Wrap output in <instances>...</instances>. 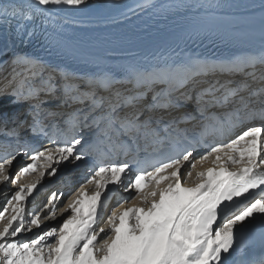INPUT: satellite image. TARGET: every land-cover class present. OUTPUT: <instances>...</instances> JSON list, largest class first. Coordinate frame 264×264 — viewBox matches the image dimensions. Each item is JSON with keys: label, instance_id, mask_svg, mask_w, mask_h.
I'll return each instance as SVG.
<instances>
[{"label": "snow or ice", "instance_id": "6c2138e0", "mask_svg": "<svg viewBox=\"0 0 264 264\" xmlns=\"http://www.w3.org/2000/svg\"><path fill=\"white\" fill-rule=\"evenodd\" d=\"M85 3L0 0V182L18 186L0 211V264H264V255L248 254L244 231L254 214L264 218V46L195 51L214 33L194 25L179 53L154 63L90 55L59 38L52 16ZM148 7L151 0L135 5ZM171 7L205 9L199 17L210 25L207 10L219 5ZM24 130L50 146L22 143ZM21 154L30 162L13 176ZM85 157L93 160L85 183L59 212L63 191L27 209L45 176ZM114 189L128 195L105 217ZM256 190L259 198L229 211ZM34 228V238L21 239Z\"/></svg>", "mask_w": 264, "mask_h": 264}, {"label": "bare ground", "instance_id": "6f19581e", "mask_svg": "<svg viewBox=\"0 0 264 264\" xmlns=\"http://www.w3.org/2000/svg\"><path fill=\"white\" fill-rule=\"evenodd\" d=\"M86 1L89 3L94 2V0ZM98 1L102 12L92 14L82 10L83 6H79L78 8L65 7L64 9H52V16L56 17L54 24L57 26L54 31H56L59 38L68 47L90 55L108 56L113 59L132 58L139 60L144 57L148 59L149 64L160 60L161 57L167 58L172 55L173 51L179 53L184 48V44L186 43V30L190 26L195 25V23L184 25L180 23L190 18H202L199 17V13L205 11V9H197L195 11L191 9L177 10L171 7L177 3L197 4L201 2H210L219 5L218 8L207 10L214 13V18L210 23L213 25L211 28L214 34L211 36V40L214 41L215 47L208 50L210 54H221L230 51L236 52L239 45L236 40L237 36H242L243 41L240 43L253 45L257 39H259L260 35H264V27L262 28L264 21L259 18L252 19L264 11L261 8V5L264 4V0H151L155 7H148L144 10L135 8L136 4L133 3H135L136 0ZM142 2L143 0L138 4ZM129 8H132L133 11H128ZM49 19H51V17ZM251 22H256L255 25L251 26L254 31L247 27ZM47 27L53 30L52 24L47 25ZM0 37H5L2 26H0ZM133 41L141 45L148 44L137 49L121 52L105 48L108 45ZM2 43L3 41H0V44ZM189 47H192V45L189 44ZM201 49V47H197L193 50L201 51ZM33 50L32 47L24 49V51L29 52ZM4 110L8 112L12 111V108L7 106L6 100L4 101ZM13 127L14 125L11 123L8 124V129ZM1 133H3V137L5 130ZM31 142L33 141L31 140ZM34 145L35 144H32V146ZM48 146H50L48 142L43 143V141H40L37 148L43 150V148ZM30 154L31 153H29V155ZM202 154V152L201 154L196 153L197 157ZM88 159H90V157H85L82 162H76L74 164L65 162L59 165L57 174L63 173L61 175L62 179L57 180L53 184V190L64 192L65 188H62L64 183L63 178L67 176L71 177V173L75 176L76 180H85L83 178L84 173L92 164ZM27 162L30 161L25 158L24 162H20L21 164L18 167H14V175L18 172L19 168ZM36 175L37 174L34 173L27 178L30 177L31 180H33ZM47 178L50 177L47 176ZM47 178L44 180L45 183L49 180ZM17 187V185L11 183L5 185L3 182H0V195H2L6 201ZM109 187L111 188L112 186ZM48 188L49 187L42 185L40 191H36V196L34 195L33 198L26 203L27 209L32 210L31 206L39 205L43 201V195H45ZM114 190H118V192L110 196L106 211H109L111 207L114 209L118 206L117 195H128L127 193H122L119 189ZM256 215L257 214H254V217ZM252 219L254 218H250V221ZM248 223L247 221L245 222V227ZM55 226L56 225L46 224L43 230H48ZM36 231L37 230H33L32 233H26L21 239L32 238Z\"/></svg>", "mask_w": 264, "mask_h": 264}, {"label": "rangeland", "instance_id": "374dc122", "mask_svg": "<svg viewBox=\"0 0 264 264\" xmlns=\"http://www.w3.org/2000/svg\"><path fill=\"white\" fill-rule=\"evenodd\" d=\"M141 1V0H140ZM139 0L137 1H135V3H133V4H138L139 2H140ZM99 1L98 0H94V2L93 3H89V2H87L86 1V3L83 5V7H82V10H84L86 13H97V12H102V10L100 9V3H98ZM21 158L23 159L24 157H23V155L21 156ZM17 159L16 161H15V165H14V167H18L21 163L20 162H24V160H22V159ZM14 171L15 170H10V173L13 175V176H15L14 175ZM34 174V173H33ZM63 173H59V174H57L54 178L53 177H50V178H47V176H45L43 179H42V181H41V184H40V186H42V185H44L45 187H49L48 188V190H47V192L45 193V195H43L44 196V198H43V201L39 204V205H34V206H31L32 208L31 209H33V207H35V210L36 211H40L41 210V208H43V205L45 204V203H47V201H48V198H50L51 197V195H52V193H53V184L57 181V180H60V179H62V175ZM70 176L71 177H69V176H67V177H64L63 179V187L62 188H65V191H64V193H65V195L62 197V198H58V200H57V207L60 209V208H62L63 206H64V203H66V201H67V197H68V195L70 194V193H73V192H75L77 189H79V187L82 185V184H84L85 183V180H80V179H77L76 180V178H75V176H73V174L71 173L70 174ZM72 176H73V178H72ZM69 177V178H68ZM30 178V177H29ZM29 178H25V179H27L28 181H31V178L29 179ZM49 179V180H47V182L45 183V179ZM73 181V182H72ZM10 184V183H9ZM48 184V185H47ZM6 185V184H5ZM67 189V190H66ZM54 192H57L58 194H59V192L58 191H54ZM36 192H34V195L36 196V194H35ZM11 196V195H10ZM10 196H9V198H10ZM59 196V195H58ZM8 198V199H9ZM7 199V200H8ZM7 200L5 201L4 200V198H3V196L2 195H0V211H2L3 210V207H4V205L6 204V202H7ZM39 206V207H38ZM57 208V212H59V209ZM112 208L113 207H111L110 209H109V211L107 210L106 211V213H105V217L107 216V214H110V211L112 210ZM38 209H40V210H38ZM11 214V210L9 211V213H5V215L7 216V215H10ZM68 214H70V213H66V214H64V216H60V215H57V217H56V219L55 220H51V219H49V220H47V221H44L43 222V224L44 225H46V224H48V225H56L55 227H58V225H59V223H62V220H63V218H65L66 217V215H68ZM49 216H51V213L49 214ZM0 225H2V222H0ZM51 228H54V227H51ZM50 228V229H51ZM33 230H36L35 228L33 229ZM32 238H34V236H32ZM32 238H30V239H32ZM51 242H54V241H51Z\"/></svg>", "mask_w": 264, "mask_h": 264}]
</instances>
